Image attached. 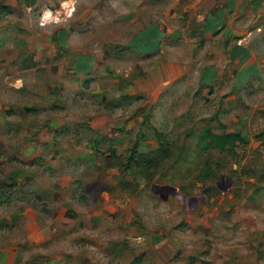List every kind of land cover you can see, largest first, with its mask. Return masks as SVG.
I'll return each mask as SVG.
<instances>
[{
  "label": "rangeland",
  "instance_id": "obj_1",
  "mask_svg": "<svg viewBox=\"0 0 264 264\" xmlns=\"http://www.w3.org/2000/svg\"><path fill=\"white\" fill-rule=\"evenodd\" d=\"M233 1L0 0V264H264V0Z\"/></svg>",
  "mask_w": 264,
  "mask_h": 264
},
{
  "label": "trees",
  "instance_id": "obj_2",
  "mask_svg": "<svg viewBox=\"0 0 264 264\" xmlns=\"http://www.w3.org/2000/svg\"><path fill=\"white\" fill-rule=\"evenodd\" d=\"M157 143L161 147H167V140L164 138L163 134L156 132L155 137ZM248 143L247 139L239 132L229 131L216 133L212 131L209 127H203L200 129L196 136L195 147L196 150L200 152H208L210 150H217L219 152H227L230 154H235V149L239 146H244ZM132 150L130 151V156L127 159V163H130V158L137 155L139 152L138 140L136 139L132 144ZM142 161L143 158H142ZM204 177L209 176L208 172L203 173Z\"/></svg>",
  "mask_w": 264,
  "mask_h": 264
},
{
  "label": "crops",
  "instance_id": "obj_3",
  "mask_svg": "<svg viewBox=\"0 0 264 264\" xmlns=\"http://www.w3.org/2000/svg\"><path fill=\"white\" fill-rule=\"evenodd\" d=\"M234 3V1L233 0H231V4H233ZM227 5V4H226ZM230 7H231V5H230ZM229 9V6H225V4L224 5H222L221 7H219V8H217L215 11H216V13L214 14V15H212V16H210L207 20H206V22H205V25L203 26V29H205V31H209V30H213V29H215V28H220V26L218 25V22L219 21H222V19L224 18V15H225V13H227V10ZM219 26V27H218ZM215 27V28H214ZM216 30V29H215ZM213 32V31H212ZM147 35H148V32H147ZM148 37H149V35H148ZM159 39V34L158 33H156V37H155V40H158ZM148 40H150V37L148 38ZM157 48V46H156V42H155V45H154V47H152V48Z\"/></svg>",
  "mask_w": 264,
  "mask_h": 264
}]
</instances>
